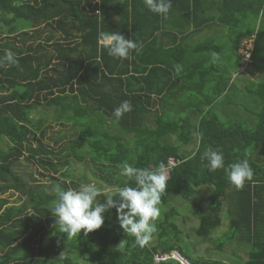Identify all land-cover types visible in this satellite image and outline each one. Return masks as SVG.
<instances>
[{
  "label": "trees",
  "instance_id": "trees-1",
  "mask_svg": "<svg viewBox=\"0 0 264 264\" xmlns=\"http://www.w3.org/2000/svg\"><path fill=\"white\" fill-rule=\"evenodd\" d=\"M17 19L30 26L14 24ZM263 24L264 0H172L167 18L149 11L143 0H0V57L10 49L18 58V64L0 67V139L9 143L8 150L0 148V195L13 189L28 201L15 206L0 197V264H167L153 256L176 250L191 264H264V55L256 51ZM213 25L219 28L216 38L194 41ZM111 32L135 41L139 50L128 58L109 56L102 37ZM162 36L173 39L167 44ZM219 36L230 40L238 58L235 74L246 52L242 69L256 71L257 81L245 89L257 102L252 126L226 124L213 110L233 88L229 71L213 62L223 53ZM252 37L253 47L244 48ZM149 41L151 50L145 51ZM240 46L244 53L237 52ZM191 88L190 102L176 100L178 89L182 99ZM123 101L132 108L117 121L113 110ZM42 107L51 118L31 117ZM190 142H197L194 150L180 149ZM209 147L223 152L226 165L247 159L252 180L236 189L223 169L209 171L201 161ZM170 157L180 162L164 170L170 179L160 210L173 195L193 199L196 187L209 186L204 204L191 209L199 221L192 228L195 239L219 251L230 246L244 259L192 258L171 210L160 212L155 241L143 248L122 230L115 209L86 236L83 230L72 237L59 231L50 211L55 184L78 189L92 183L81 182L90 163L98 187H135L120 174L125 161L155 169ZM19 160L33 164L29 175L45 181L33 187L23 182L13 168ZM75 162L84 164L82 177ZM221 215L227 228L212 238Z\"/></svg>",
  "mask_w": 264,
  "mask_h": 264
},
{
  "label": "clouds",
  "instance_id": "clouds-1",
  "mask_svg": "<svg viewBox=\"0 0 264 264\" xmlns=\"http://www.w3.org/2000/svg\"><path fill=\"white\" fill-rule=\"evenodd\" d=\"M143 3L149 11L164 18H167L172 8V0H143ZM102 38L108 55L114 58H128L132 50H139L135 41L117 32L104 34ZM246 49L248 48L246 47ZM241 53H244V50ZM244 61L247 60L244 58ZM16 64H18L17 55L12 50L6 49L4 55L0 57V67ZM131 108L132 105L129 101H123L120 106L113 110V115L119 121L125 112L131 111ZM194 143L196 146L197 142ZM201 161H207L205 166L211 172L223 169L227 175V179L236 189H242L245 182L251 181L253 178V170L247 159L226 165L224 154L219 149L206 148L201 154ZM179 162L178 159L170 157L165 167L161 164L157 168L152 169L137 168L125 161L120 174L129 180H134L135 187L125 183L124 186L119 187L115 191L102 190L94 183L81 184L78 189H65L60 183L55 184L52 191L56 194V200L50 207V211L55 216V222L59 227V231L67 233V236L72 237L77 236L83 230L86 236L93 230L101 228L105 222V214L109 213L112 209L116 211V219L122 230L129 236L134 237L135 243L141 248L150 242L153 234L157 231L155 221L161 215L160 212L162 210L175 211L173 217L179 223L181 232L183 231L181 226L184 225L183 218L185 215L190 214L195 219V225L191 226L192 230V228L198 226L199 221L191 210L187 211L185 209L184 200L177 195L169 198V202L161 210L159 207L161 197L165 193L167 182L170 179V176L164 170H169L176 164H179ZM23 182L28 181L23 180ZM29 186L33 187L32 184ZM13 192L19 193V196L24 198L26 200L25 204L28 205L27 195L24 197V194L18 191ZM177 209L181 212V215L178 216L179 218H176ZM28 226V231H31L33 226L30 224ZM183 232L185 234L184 240L189 241L188 236H186L187 233ZM156 255L167 256V258L156 261ZM179 258H182L184 262H181ZM172 260L180 262L179 264H191L177 250L153 256L155 263H169Z\"/></svg>",
  "mask_w": 264,
  "mask_h": 264
},
{
  "label": "rangeland",
  "instance_id": "rangeland-1",
  "mask_svg": "<svg viewBox=\"0 0 264 264\" xmlns=\"http://www.w3.org/2000/svg\"><path fill=\"white\" fill-rule=\"evenodd\" d=\"M14 24H23V25H28L29 22L22 20V19H17ZM259 30V35L257 33V31L255 30V35H258V41H257V56H259L260 58L262 57V55H264V24L261 25V28L258 29ZM256 38V37H255ZM203 38L200 37V41ZM217 41H222V45L224 46V48L222 49L221 53V57L220 60H213L214 64L216 65H220L222 64V66L225 67L226 72L227 70L229 71V75L230 77H232V82H233V88L230 91H227V94L224 97H220L218 100L219 101V107H217V105L213 108V110L215 111L218 108V113H219V120L222 122H225L226 124H228L229 122L233 121V120H237L239 123L244 124V126L248 127V126H252L251 124L256 122V118L254 116H252L250 111H254L256 110V105L257 102H254V97H251L248 93H245V89H247L249 87V84L251 83V81H257L255 76L257 74H253L254 72H256L254 69H249V67L243 68L242 69V65L244 64V61L242 59V55L240 58V67L237 68L236 70H238V74L234 73L233 70V65L238 61V58H236V55H233V53L231 52V49L228 48V46L230 45V40L223 39L222 37L219 36V39H217ZM194 43V42H192ZM244 45L249 48L250 46L253 47V40L249 39V40H245ZM226 44V47H225ZM244 47V48H246ZM244 49H241V52ZM240 52V50L238 51ZM240 52V53H241ZM212 58H219L218 54H214L211 56ZM259 58V59H260ZM257 59V58H256ZM258 60V59H257ZM219 62V63H218ZM259 62V60H258ZM248 66V65H247ZM235 68V65H234ZM224 72V69L223 71ZM187 93L184 96L185 98L180 99L183 90L182 89H178L177 90V97L176 100L181 101V102H185L188 103L190 102V98L192 97V95H195V91L186 89ZM198 94V93H197ZM232 100L234 102V107L232 109L231 107V101ZM259 104V103H258ZM191 106V104H190ZM170 109V108H169ZM222 109L223 112L220 110ZM220 110V112H219ZM31 117H33L34 119L37 118H46L49 119L51 118V112H48V109L42 107V108H38L37 111H32L31 113ZM185 117V116H184ZM85 124V123H84ZM246 124V125H245ZM53 129H57L58 127L53 126ZM5 143H2L1 146L5 147L6 143H8V141L6 139H4ZM9 147V144H8ZM179 147H181V150H193L195 148V143L194 142H190L187 146L186 145H180ZM33 164L31 163H26V161L24 160H19L17 161L14 165L13 168L14 170L20 175V177L22 178V180H26L29 182H33V180L28 176L29 173L31 171H33ZM84 164L83 163H78L75 162V164H73L74 169L77 170V175L81 176L79 174H81L82 172V166ZM90 163L86 164L85 166V170L84 173L86 174V178H82V181L87 180V182L92 181V183H94V179L92 178L93 176L90 175ZM82 177V176H81ZM37 181H44L41 178H36ZM102 190L107 189L109 191H113V188H109V187H101ZM210 191L209 186H203V187H196L194 189V196L192 198H188L186 200H184V207L185 209L191 210L193 208H196L198 205H203L204 204V200H205V194L204 193H208ZM0 197H3L2 199L7 200L8 205H15V206H19V205H24V203L26 202V200L22 197L19 196V193L17 192H13V190H6L4 191V193H1ZM207 198V197H206ZM27 209H30V207L28 206ZM177 215L176 218H179L178 216L181 215V212L179 209H177ZM222 217V224L219 228L215 229L212 234L211 237L212 238H216L217 236H219L223 231L226 230L227 228V224L225 223L226 220H224L223 216ZM184 220V225L181 226V229L183 231H185L188 235V240L190 241L187 242V244L189 245V255L192 258H198V257H202V258H208V259H216V260H221V261H225V262H232V261H238V260H242L244 259V257L237 251H234L232 247L230 246H226L224 248V250H217L214 245L211 242L208 241H202V239H194V236L197 237L191 230V226L195 225V219L190 215L187 214L184 216L183 218ZM157 222V221H155ZM155 234L152 236L151 240H150V244H153L152 242L155 241ZM234 246V245H232ZM77 256L74 255V258H76ZM78 259V257H77ZM180 262H176L174 260L170 261L167 264H178Z\"/></svg>",
  "mask_w": 264,
  "mask_h": 264
},
{
  "label": "crops",
  "instance_id": "crops-1",
  "mask_svg": "<svg viewBox=\"0 0 264 264\" xmlns=\"http://www.w3.org/2000/svg\"><path fill=\"white\" fill-rule=\"evenodd\" d=\"M23 20V19H22ZM29 22V21H28ZM30 23V22H29ZM29 25V24H28ZM25 26H27V25H25ZM30 26V25H29ZM178 26H181V23L180 24H178ZM218 32H219V28L217 27V26H215V25H213L212 26V28H210V29H205V31H203V32H201V33H199V34H197L196 35V37H194V41H196V40H199L200 39V37H202V38H204V37H206V36H210V37H213V38H216L215 37V35L216 36H218ZM253 38L254 37H252V40H253ZM162 39H164L165 40V42L168 44V41L169 40H172L173 38L171 37V36H169V37H167V36H162L161 38H160V40H162ZM35 45H33V47H34V50L36 49V43H34ZM151 47H152V44H151V42L149 41L147 44H146V46H145V51H149V50H151ZM240 50V52H241V46H240V48L238 49V51ZM237 51V52H238ZM240 52H238V53H240ZM212 56V55H211ZM197 82V81H196ZM195 81L193 82L194 84H197L198 86H200V84H198V83H200V82H198V83H196ZM207 82V80H206V78H204V81H203V83H206ZM191 89H193V88H191ZM201 89H203L204 91H206L203 87L201 88ZM193 90H195V89H193ZM198 90V89H197ZM227 94V89L223 92V94L221 95V97H224L225 95ZM231 101V107H232V109H233V107H234V102L232 101V100H230ZM217 105V107H219V104H217V102H216V104L214 103L213 105H212V107H215ZM200 107V106H199ZM222 112H223V110L222 109H220ZM220 110H219V112H220ZM215 112L216 113H218V108L215 110ZM2 143H5L4 142V140L1 138L0 139V148L1 149H3V150H8V144L9 143H6V146L5 147H2L1 146V144ZM32 180H33V182H36L37 181V179H35L33 176H30V175H28ZM45 181V180H44ZM25 183H27L28 185H31L32 184V182H25ZM35 185V184H34ZM24 197H25V195H24Z\"/></svg>",
  "mask_w": 264,
  "mask_h": 264
},
{
  "label": "built area",
  "instance_id": "built-area-1",
  "mask_svg": "<svg viewBox=\"0 0 264 264\" xmlns=\"http://www.w3.org/2000/svg\"><path fill=\"white\" fill-rule=\"evenodd\" d=\"M245 55H246L245 59L248 60L247 58L249 57V53L246 52ZM177 257H178V256H177ZM166 258H167V256H159V255H156V256H155V260H156V261H161V260H164V259H166ZM179 260H180L181 262H184V260H182V258H179ZM185 263H187V262H185Z\"/></svg>",
  "mask_w": 264,
  "mask_h": 264
}]
</instances>
